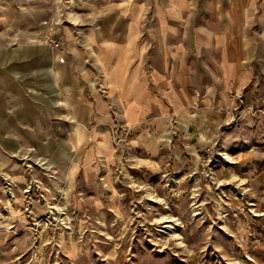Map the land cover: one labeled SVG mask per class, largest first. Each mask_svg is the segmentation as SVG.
I'll return each instance as SVG.
<instances>
[{"label":"rangeland","instance_id":"rangeland-1","mask_svg":"<svg viewBox=\"0 0 264 264\" xmlns=\"http://www.w3.org/2000/svg\"><path fill=\"white\" fill-rule=\"evenodd\" d=\"M137 1L0 0V264H264V61L222 104L195 93L131 126L134 25L141 60L169 54L167 15Z\"/></svg>","mask_w":264,"mask_h":264},{"label":"crops","instance_id":"crops-1","mask_svg":"<svg viewBox=\"0 0 264 264\" xmlns=\"http://www.w3.org/2000/svg\"><path fill=\"white\" fill-rule=\"evenodd\" d=\"M137 6L149 7L151 12L167 15L165 25H159V45L168 46L169 54L161 55V66L149 64L147 57L141 60L143 54L138 45L141 37L138 38L137 25L133 26L136 52L131 55L133 59L127 76L142 96L137 99L135 107L140 115L131 126L140 124L148 114L157 113L160 115L158 122L165 121L170 111L194 103L197 98L195 93L207 96L212 90L209 93L211 101L222 104L231 93L240 90L255 72L249 61H254L256 57L258 61H264V0H239L232 6L231 16H223L210 24L206 22L193 26L190 23L191 27L178 23V19L180 15L207 12L202 0H140ZM170 17L176 19L174 25L169 23ZM175 30L189 32V36L185 39L172 38L174 43H165L163 36ZM257 46L262 47V52L259 49L255 51ZM171 51L173 54H170ZM173 62H178L175 64L176 72L173 71ZM159 92L164 94L165 99L160 98ZM130 100L133 102L134 97Z\"/></svg>","mask_w":264,"mask_h":264},{"label":"bare ground","instance_id":"bare-ground-1","mask_svg":"<svg viewBox=\"0 0 264 264\" xmlns=\"http://www.w3.org/2000/svg\"><path fill=\"white\" fill-rule=\"evenodd\" d=\"M193 121V119L191 118V117H182V124L180 125V128L182 129V130H184V129H186L187 127H188V125L191 123ZM80 129V128H79ZM77 135V134H76ZM205 134L204 133H202V139L203 140H205ZM234 175V174H233ZM235 178V177H234ZM219 211V215H221V216H223V214H221V209L220 210H218ZM197 214L196 213H194V216H196ZM168 219L170 218V217H167ZM166 218V219H167ZM177 220H171L169 223H171V222H176ZM167 222V221H166ZM175 224V223H174ZM169 225V224H168ZM176 225H177V223H176ZM169 227L171 228L172 227V225H169Z\"/></svg>","mask_w":264,"mask_h":264},{"label":"built area","instance_id":"built-area-1","mask_svg":"<svg viewBox=\"0 0 264 264\" xmlns=\"http://www.w3.org/2000/svg\"><path fill=\"white\" fill-rule=\"evenodd\" d=\"M46 42L49 44L50 47L54 48L58 46L57 41L53 34H50L46 37Z\"/></svg>","mask_w":264,"mask_h":264}]
</instances>
